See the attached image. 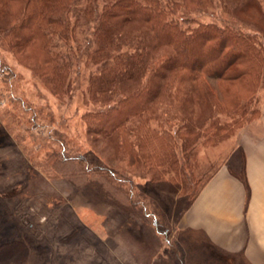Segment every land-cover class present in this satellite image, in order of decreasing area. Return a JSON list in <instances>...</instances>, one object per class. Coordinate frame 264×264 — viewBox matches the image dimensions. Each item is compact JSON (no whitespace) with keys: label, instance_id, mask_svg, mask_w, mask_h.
Here are the masks:
<instances>
[{"label":"rangeland","instance_id":"obj_1","mask_svg":"<svg viewBox=\"0 0 264 264\" xmlns=\"http://www.w3.org/2000/svg\"><path fill=\"white\" fill-rule=\"evenodd\" d=\"M83 5L70 15L76 39L58 48L71 65L65 97L54 95L30 62H21L0 43V214L5 220L0 243L30 239L26 264H187L188 256L177 242L181 239L177 222L190 198L228 164L239 130L259 116L214 144L199 138L184 154L181 146L187 129L229 120L201 106L189 89L176 99L174 78L165 66L171 49L151 48L150 36L138 25L127 24L123 49H152L144 79H135L131 87L152 88L149 125L174 136L188 178L184 191L153 184L155 174L142 162L129 166L116 134L91 133L85 120L86 114L109 105L102 104L103 96L96 101L89 93L102 70L89 58L97 18H87ZM96 7L98 17L103 1ZM175 19L183 27L228 25L254 35L264 46V0H214L207 11L178 13ZM7 22L0 12V26ZM251 108L259 113L264 109V79ZM157 219L171 232V246L158 232Z\"/></svg>","mask_w":264,"mask_h":264},{"label":"trees","instance_id":"obj_2","mask_svg":"<svg viewBox=\"0 0 264 264\" xmlns=\"http://www.w3.org/2000/svg\"><path fill=\"white\" fill-rule=\"evenodd\" d=\"M99 1L103 7L96 17ZM80 3L87 18H97L95 48L89 58L100 64L102 74L92 82L89 93L96 101L103 96L102 104L109 105L106 110L84 116L90 132L116 134L130 167L142 162L155 174L150 180L153 184L184 191L183 182L188 178L181 169L178 142L172 134L149 125L152 88H134L130 83L144 79L151 48H170L165 66L174 78L175 98L180 99L189 89L201 106L229 120L222 124L215 119L208 125L202 123L199 129H187L181 146L187 154L198 140L204 138L205 144H214L215 139L229 136L259 116V110L250 107L264 79L262 42L228 25L183 27L175 19L178 13L207 11L214 0H170L167 5L162 0H0V12L8 18L0 26L1 45L21 62H30L34 73L60 98L69 94L71 65L58 48L76 39L70 15ZM127 24L141 27L150 36L152 47L124 50L127 38L123 29ZM184 98L187 104L189 97ZM196 197L193 195L189 204ZM4 221L0 214V230ZM155 225L171 246L174 240L165 222L157 219ZM23 237L0 243V264L28 262L31 240Z\"/></svg>","mask_w":264,"mask_h":264},{"label":"crops","instance_id":"obj_3","mask_svg":"<svg viewBox=\"0 0 264 264\" xmlns=\"http://www.w3.org/2000/svg\"><path fill=\"white\" fill-rule=\"evenodd\" d=\"M259 114L177 222L187 264H264V109Z\"/></svg>","mask_w":264,"mask_h":264}]
</instances>
